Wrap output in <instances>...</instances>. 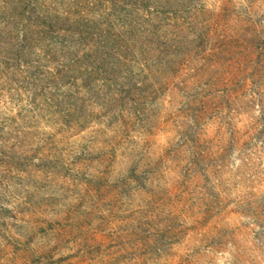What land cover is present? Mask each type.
Returning a JSON list of instances; mask_svg holds the SVG:
<instances>
[{
    "label": "trees",
    "instance_id": "obj_1",
    "mask_svg": "<svg viewBox=\"0 0 264 264\" xmlns=\"http://www.w3.org/2000/svg\"><path fill=\"white\" fill-rule=\"evenodd\" d=\"M4 14L3 73L9 99L26 101L21 120L44 126L59 169L80 144L104 163H128L134 194L145 193L133 235H143L151 202L164 192L150 185L167 153L151 158L142 145L161 120L171 119L191 151L192 184L212 177L207 164L219 158L220 150L198 151L211 121L220 123V143L228 124L233 143L264 148V0H6ZM259 203L264 194L240 195V208ZM180 210H157L167 215L170 244L188 229ZM143 245L125 262L149 264Z\"/></svg>",
    "mask_w": 264,
    "mask_h": 264
},
{
    "label": "rangeland",
    "instance_id": "obj_2",
    "mask_svg": "<svg viewBox=\"0 0 264 264\" xmlns=\"http://www.w3.org/2000/svg\"><path fill=\"white\" fill-rule=\"evenodd\" d=\"M5 4L0 0V264H61L62 256L65 264L104 259L128 264L141 241L149 264H264V203L240 208V195L264 194V148L233 143L228 124L220 143V123L211 121L198 151L215 156L220 150L219 158L207 164L214 166L212 177L192 184L185 171L191 151L171 119L161 120L142 145L151 158L167 153V168L150 185L164 192L151 202L143 235H133V210L145 204V193L134 194L135 185L125 178L128 163L121 158L104 163L86 155L80 144L77 155L57 168V148L44 126L24 123L18 104L26 101L9 99L3 73ZM176 207L189 214L188 229L170 244L167 215L156 214Z\"/></svg>",
    "mask_w": 264,
    "mask_h": 264
}]
</instances>
